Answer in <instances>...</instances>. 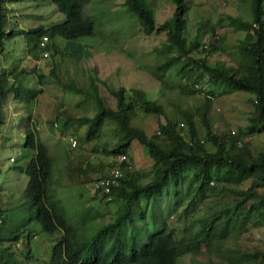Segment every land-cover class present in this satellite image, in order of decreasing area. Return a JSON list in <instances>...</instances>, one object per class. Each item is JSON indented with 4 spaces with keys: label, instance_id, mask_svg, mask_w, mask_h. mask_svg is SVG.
<instances>
[{
    "label": "trees",
    "instance_id": "16d2710c",
    "mask_svg": "<svg viewBox=\"0 0 264 264\" xmlns=\"http://www.w3.org/2000/svg\"><path fill=\"white\" fill-rule=\"evenodd\" d=\"M3 1L0 0V55L3 38L16 34L23 36L29 51L41 48L39 42L42 36L47 38L43 43L45 49L47 40L53 36L64 38L62 48L58 49V45L53 43L52 50L61 55L66 53L74 64L89 55L86 43L77 40L96 33L94 22L82 11V4L87 0H51L64 14V20L26 29L7 27ZM170 1L173 4L171 13L158 23L155 19V0L121 2V9L124 7L134 17L130 23H138L142 33L160 30L165 35V40L155 47L161 60L146 67L159 82L160 93L164 94L165 89L171 87L164 74L173 71L180 93L199 91L204 84L222 85L223 93L248 91L253 93V97L249 96L252 110L244 126L234 133L228 127L214 125L210 119L213 90L203 94L204 102L194 110L184 108L179 116L172 118L165 114L158 99L150 98L140 87L110 85L108 92L113 104H109L97 91L95 75L88 76L87 86L68 75L67 81L62 84L64 88L90 98L93 112L90 115H73L64 110L62 116H55L49 123L66 136H73L76 146L82 141L76 126L85 127L86 139H100L104 125L107 122L113 124V141L110 145H99L106 155L113 158L106 167L97 164L89 168L98 173L96 177L104 176L115 155H124L119 163L121 176L115 183L109 184L107 192H100L99 195L105 202L119 199L120 203L115 220L98 227L86 247L77 244L70 235L73 229L57 211V201L46 193V181L51 172L48 148L38 137L36 127L27 123L28 115L22 127V146L32 150L33 154L26 159L23 167H18L27 177L20 192V201L26 207L29 218L37 221L43 231H62L50 247V264H175L185 254H201V246L207 243L211 244L209 250L212 257L207 251L209 257L204 264H264V249L242 250L229 243L243 226L264 223V145L257 148L250 137H246L250 133L264 131V0H248L246 17L224 13L218 18L242 32L233 45L237 61L235 65L228 66L222 62L206 61L208 54L227 50L222 42L223 35L215 33V22L199 16L194 22V32L190 33L188 0ZM51 72L55 80L60 81L57 74L53 70ZM24 73L23 68L0 65V114L1 101L9 93L25 105L35 97L38 87L29 85ZM36 74L41 75L39 72ZM179 80L183 82L179 83ZM137 105L145 112L165 117L157 120L156 129L150 134L131 121ZM2 124L0 117V127ZM134 139L145 146L152 159L147 169L149 176L145 180L136 178V170L130 155H127L129 144ZM81 161L75 162V170L85 172L86 167ZM84 162L87 165V161ZM66 168L68 171V161ZM243 180H248L247 185L239 187ZM220 189L227 190L230 195L221 197ZM204 201L207 204L202 213L193 214L195 205ZM189 209L190 218L181 227L168 222L170 212L179 215ZM182 217L184 221V214ZM127 228L130 230L128 236L124 233ZM23 230L0 231V264H31L28 263L33 257L28 244L29 233L23 240L24 248L18 245ZM137 232L143 235L140 240L136 238ZM108 241L114 244L110 255L104 251Z\"/></svg>",
    "mask_w": 264,
    "mask_h": 264
},
{
    "label": "rangeland",
    "instance_id": "374dc122",
    "mask_svg": "<svg viewBox=\"0 0 264 264\" xmlns=\"http://www.w3.org/2000/svg\"><path fill=\"white\" fill-rule=\"evenodd\" d=\"M121 2L122 0H87L82 4L83 14L90 16L94 22V29L96 27L97 29L92 36L84 35L77 39L86 43L90 53L76 64L66 53L61 55L53 52V43L58 45V49L63 46L65 39L60 36H53L47 40L48 54L45 56L40 48H32L29 51L20 34L2 40L0 65L23 68L27 83L38 87L35 97L26 105L23 101L12 97L10 93L7 94L1 101L0 114L3 121L0 127V208L3 217L0 231L8 232L15 228H23L22 238L18 241V245L23 248V240L25 241L26 234L29 233L28 244L33 257L28 263L50 264V247L58 235L62 234L61 230L52 233L43 231L37 221L29 218L26 207L20 201V192L27 177L18 167H23L26 159L33 154L32 150L22 146V127L28 115L27 123H32L36 127L38 137L48 148L51 172L46 181V193L57 201L59 206L57 211L73 229L70 235L76 243L86 247L95 230L108 221L115 220L118 214L116 209L120 203L119 199L112 202L100 199V193H96L91 184L98 173L89 168L97 164L106 167L113 158L112 155H106L101 147L99 148V145H110L113 141V124L107 122L104 125L100 139H86L85 127L76 126L82 141L78 146H70L68 136L49 123L55 116H62L64 110L73 115L83 113L90 115L93 112L90 98L64 88L62 84L67 81L68 75L85 86L88 76L95 75L97 91L109 104H113L108 92L110 85L114 87L122 85L125 88L140 87L150 98L158 99L165 114L172 118L179 116L180 110L184 108L194 110L204 102L203 94L213 90L215 93L212 94L210 101V119L214 125L228 127L234 133L237 128L244 126L247 115L252 110L253 105L249 96L253 97V93L248 91L236 90L223 93L222 85L204 84L203 89L199 91L180 93L178 79L173 71L164 74L171 87L161 94L159 82L146 67L161 60L156 55L155 47L160 46L165 40V35L160 30L152 31L150 34L142 33L138 23H130L131 19L134 21V17L126 12L124 7L121 9ZM247 2L248 0H188V32H194V22L202 16L215 22V33L223 35L222 42L227 50L208 54L207 62L215 64L222 62L224 66L235 65L237 55L233 45L242 36V32L218 18L224 13L246 17ZM3 7L8 28L26 29L39 24L60 23L64 20V14L51 0H4ZM172 8L173 4L170 0H155L156 22L167 17ZM128 28L130 30L127 32ZM51 70L57 74L60 81L55 80ZM36 72L41 75L38 76ZM182 82L179 80V83ZM160 119H165L164 115L145 112L140 105H137L131 121L150 134L156 129L157 120ZM248 136L255 147L260 148L264 145V131L253 132L246 137ZM94 147L98 148L94 149ZM127 155H130L133 168L136 170V178L147 179L149 176L147 169L152 159L146 152L145 146L134 139L129 144ZM80 159H82L81 164L86 167L85 172L75 170L74 164ZM84 161H87V165ZM247 183L248 180H243L239 187H244ZM219 195L225 197L230 193L220 189ZM206 204V201L197 203L192 213H202ZM182 213L185 216L184 221ZM182 213L176 215L170 212L167 217L168 222L173 226L181 227L190 218L191 211L189 209L187 213ZM140 222L138 219L139 224ZM129 232V228L124 229L126 236ZM142 236L140 232L136 233L137 239L140 240ZM229 243L242 250L264 249V223L259 226H243L241 232L236 238L229 240ZM113 245L112 241L106 242L104 251L107 255H110ZM209 245L211 244L202 245V252L199 255L181 256L175 264H204L209 256L212 257Z\"/></svg>",
    "mask_w": 264,
    "mask_h": 264
},
{
    "label": "built area",
    "instance_id": "2783aa9c",
    "mask_svg": "<svg viewBox=\"0 0 264 264\" xmlns=\"http://www.w3.org/2000/svg\"><path fill=\"white\" fill-rule=\"evenodd\" d=\"M46 40L45 36L41 37V41L39 42L40 45H44V41ZM46 54V52H44ZM68 142L70 146H75L76 139L73 136H68ZM124 158V155L119 153L115 155L114 159L112 160L113 163L110 165L108 169V173H106L104 176L96 177L92 181V188L93 190H97L100 192H107L109 188V184L115 183L118 178L121 176V168L119 163L121 162V159ZM12 159V158H10Z\"/></svg>",
    "mask_w": 264,
    "mask_h": 264
},
{
    "label": "clouds",
    "instance_id": "9594fccd",
    "mask_svg": "<svg viewBox=\"0 0 264 264\" xmlns=\"http://www.w3.org/2000/svg\"><path fill=\"white\" fill-rule=\"evenodd\" d=\"M46 39H47V38H46ZM39 47H41L40 49L43 50V51H42V54H43V55L48 54V53H47V50H46L45 47H44V45H40V44H39ZM44 52H46V54H44ZM68 145H70L69 142H68Z\"/></svg>",
    "mask_w": 264,
    "mask_h": 264
}]
</instances>
